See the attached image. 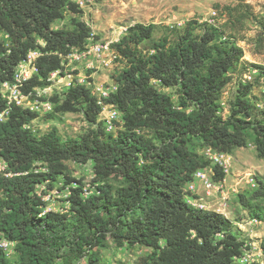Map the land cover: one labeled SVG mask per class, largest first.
I'll return each instance as SVG.
<instances>
[{
	"label": "trees",
	"instance_id": "1",
	"mask_svg": "<svg viewBox=\"0 0 264 264\" xmlns=\"http://www.w3.org/2000/svg\"><path fill=\"white\" fill-rule=\"evenodd\" d=\"M69 12L78 15L83 10L72 0H0V85L12 79L29 50L42 54L36 62L39 73L29 80L26 93L46 87L51 73L64 69L63 57L92 35L77 18L73 30L54 29ZM197 21H189L175 38L164 35L149 55L137 53L133 44L150 40L154 23L129 27L113 45L128 66L117 77V91L105 102L123 112L122 129L108 131L99 121L102 106L84 85L73 86L63 100L53 98L56 112L85 114L91 127L80 138L63 139L56 127L37 134L29 124L39 117L38 111L20 107L0 123V158L12 173L0 172V237L15 244L17 255V261H11L0 245V264H58L57 259L75 264L85 256L89 264H100L94 249L108 237L121 246L152 248L148 264H259L237 260L245 242L228 216L186 199L194 173L211 164L200 148L233 154L254 145L264 160V95L259 106L252 96L255 84L240 82L229 114L222 113L229 72L244 49L226 36L227 24ZM153 79L178 87L179 107ZM5 106L0 95V111ZM66 160L93 161L102 183L98 192L85 196V184L66 174ZM35 162L46 163L47 169L35 170ZM212 168L215 180L225 177L218 164ZM60 175L68 184L76 183L70 210L44 211L46 201L37 186L47 183L51 188ZM110 178L119 184L109 183ZM256 181L238 200L251 218L264 222V177L257 175Z\"/></svg>",
	"mask_w": 264,
	"mask_h": 264
},
{
	"label": "rangeland",
	"instance_id": "2",
	"mask_svg": "<svg viewBox=\"0 0 264 264\" xmlns=\"http://www.w3.org/2000/svg\"><path fill=\"white\" fill-rule=\"evenodd\" d=\"M87 3L83 12L75 15L71 12L66 17L53 24L54 29L66 28L74 29L73 18L84 21L91 29V37L94 40H107L111 45L119 43L127 35L129 27L137 24H156L152 38L140 44H133L137 53L149 55L155 50L154 43L170 34L176 37L179 30H184L191 20H199V24L205 21L216 22L226 25L225 34L227 37L235 39L239 46L244 49V56L237 66L229 72L231 81L223 91L221 98L222 113L229 114L230 100L239 87L240 82L252 81L255 87L252 91L253 100L261 106V98L264 95V0H86ZM218 12V15L214 14ZM228 20V21H227ZM201 28V27H200ZM177 30V31H176ZM3 35L2 33H0ZM5 36V35H4ZM114 49V47H113ZM116 49V48H115ZM96 65H98L96 63ZM128 66V61L123 56H119L112 64H104L93 69H86L79 65L81 70L72 71L71 66H65L56 76H53L46 86L47 92L33 97V101H39V117L34 119L29 125L37 134H44L54 127L58 128L63 139L69 137L80 138L86 133L91 124L85 114L79 112H56L59 100L65 98L68 92L77 81V72H82L95 86H111L118 84L117 77ZM154 86L170 95L175 105L179 107L180 98L178 87L163 86L161 81L153 79ZM50 103L52 108H45L42 104ZM114 105V104H113ZM112 109H117V119L113 122V127L109 130L104 122V118ZM55 116L54 118L48 116ZM108 131L116 132L124 127L123 112L116 105H107L99 115ZM199 152L211 161L208 169L209 175L214 178L212 160L208 157L207 148L199 149ZM230 157V171L225 173L226 180L221 186L217 185L212 191L207 192L203 187H198L195 193L189 192L186 197L191 201V196L201 200L206 206L205 209L224 213L234 222V231L238 237L244 240L243 253L237 258L243 263L264 264V222L251 218L249 213L242 208L239 203L238 194L253 187L247 183L249 176L261 175L264 177V160L260 159L254 145L241 147L228 154ZM66 164V174L69 177L81 180L85 184L84 195L88 196L97 191V185L102 184L97 180L93 169V161L80 163L74 160L64 161ZM35 170L47 169L46 163L35 162ZM215 180V178H214ZM220 182V180H215ZM108 182L118 185L119 180L110 178ZM76 183L68 184L64 175H60L49 188L47 183L37 186V193L46 201L44 211L53 210L55 212H69V196L71 187ZM4 238L0 237V243ZM14 243H11L6 252L11 261H17L14 250ZM94 250L99 251L100 264H148L149 254L152 248L139 244L118 245L111 237H108L102 245ZM58 264H62V259H57ZM75 264H89L88 257L85 256L74 262Z\"/></svg>",
	"mask_w": 264,
	"mask_h": 264
},
{
	"label": "built area",
	"instance_id": "3",
	"mask_svg": "<svg viewBox=\"0 0 264 264\" xmlns=\"http://www.w3.org/2000/svg\"><path fill=\"white\" fill-rule=\"evenodd\" d=\"M72 1L76 2L80 8H84L87 3L86 0ZM214 14L218 15V12L214 11ZM41 54L40 50H29L27 56L17 64L12 79L1 83L0 95L6 101V106L0 111V123L8 120L15 107L38 111L40 107L38 103L39 101H33V97L47 92L48 88L36 87L28 93L24 91V88L28 84L29 80L32 79L35 74L39 73V68L36 62ZM119 56V52L115 48L113 49L111 42L107 40H94V37H89L83 47H73L69 54L63 57V66H71L70 69H72L73 72L81 70L79 65H83L86 69H93L100 65L112 64L119 58ZM96 63L98 65H96ZM61 71L63 70L59 69L52 72L49 80L51 81L52 77L56 76ZM77 73V81L74 85H84L89 88L92 91V94L97 98V103L102 106V110L105 109L107 105L114 106L113 104L106 103L105 101L112 95V93L117 91V84H112L109 87H93V82L86 78L81 71ZM42 105L45 108H52L50 103H44ZM117 113V109H112L111 112H108L104 118V122L108 126L109 130L113 127L115 119H117ZM207 154L214 164H218L222 168L224 173H228L230 171V157L227 153L218 152L209 147L207 148ZM7 167V163L0 158V172L5 173L6 175H12V173L7 172ZM225 180L226 178L224 177L218 183L211 177V175H209L207 168L199 169L194 173V179L187 185V191L195 193L198 187H203L207 192H210L217 185L221 186ZM246 181L253 188L257 186V181L254 176H249ZM189 196L190 194L188 197ZM190 199L191 201H189V203L192 205L201 209L206 208L205 204L201 202V200L192 196ZM11 243L13 242L3 239L0 245L6 249Z\"/></svg>",
	"mask_w": 264,
	"mask_h": 264
}]
</instances>
